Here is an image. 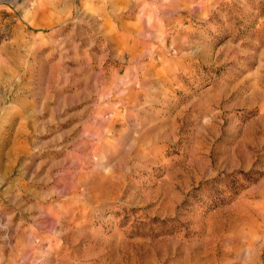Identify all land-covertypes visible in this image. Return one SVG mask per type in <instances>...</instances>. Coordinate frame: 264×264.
<instances>
[{"label": "rangeland", "instance_id": "rangeland-1", "mask_svg": "<svg viewBox=\"0 0 264 264\" xmlns=\"http://www.w3.org/2000/svg\"><path fill=\"white\" fill-rule=\"evenodd\" d=\"M0 264H264V0H0Z\"/></svg>", "mask_w": 264, "mask_h": 264}]
</instances>
